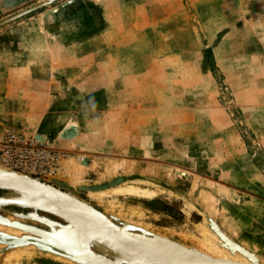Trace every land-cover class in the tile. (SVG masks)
<instances>
[{
	"label": "rangeland",
	"instance_id": "rangeland-1",
	"mask_svg": "<svg viewBox=\"0 0 264 264\" xmlns=\"http://www.w3.org/2000/svg\"><path fill=\"white\" fill-rule=\"evenodd\" d=\"M41 1L0 0V21ZM70 1L0 26V57L30 58L25 78L45 94L0 114V143L14 134L60 152L46 180L1 163L0 175L87 211L0 186L19 202L0 204V264H155L116 233L173 261L264 264V0H120L106 12L90 0L98 26L49 35L46 14ZM129 186L139 191H112ZM202 229L219 258L199 248Z\"/></svg>",
	"mask_w": 264,
	"mask_h": 264
},
{
	"label": "crops",
	"instance_id": "crops-1",
	"mask_svg": "<svg viewBox=\"0 0 264 264\" xmlns=\"http://www.w3.org/2000/svg\"><path fill=\"white\" fill-rule=\"evenodd\" d=\"M86 1L90 0H71L70 3L65 5L64 7L57 8L56 10H51L48 14H46L47 17H45L44 21L46 22L48 31H50L49 35H56V37L60 36L63 39H73L75 34L77 33H81L84 35L88 34L89 25L91 24L93 27L95 23L94 19L90 16V14L94 12L93 8L95 7H91V4L87 5L85 3ZM119 1L120 0H101L100 2H98L97 0H92V4L94 3L97 6H100L104 10V12H106L110 10L116 2ZM123 3L124 6H121L125 8H131L133 6V0H124ZM89 10H92V12ZM129 15L134 16L132 14ZM95 26H98V19L96 20ZM93 31L94 30H92L91 32ZM42 37H44V35ZM43 45H45V43L41 39L40 43H38L36 46ZM80 46L82 49H87L86 44L83 42L80 43ZM69 48H72L71 45L69 46ZM29 60L30 58H11L4 60V56L0 57V114L16 112V110L14 109V105H16V107L20 105L22 106L23 103H25L26 97L42 98V96L45 95L42 94L39 87H36L32 84L36 81L35 78L39 77L38 75L29 76L28 79L25 78L24 66H30V64H32L31 62L27 64ZM26 82L31 83L28 85L27 89L25 88ZM12 98L21 99V101L17 100V103L13 102L12 104V102L9 101V99ZM10 104H12V108L8 109ZM193 212L196 216H201V213L199 211Z\"/></svg>",
	"mask_w": 264,
	"mask_h": 264
},
{
	"label": "water",
	"instance_id": "water-1",
	"mask_svg": "<svg viewBox=\"0 0 264 264\" xmlns=\"http://www.w3.org/2000/svg\"><path fill=\"white\" fill-rule=\"evenodd\" d=\"M54 0H43L40 3H37L21 12H18L2 21H0V26L8 23L12 20H15L29 12H32L38 8H41L45 5H49ZM0 186L18 189L21 191L29 192L34 195H36L39 198L48 200L52 203H54L56 206L68 209V210H74V211H80V212H86L87 207L84 206L80 201L76 200L72 196L66 194L65 192H62L58 189L52 188V189H45L42 188L36 184L29 183L28 185H22L13 183L3 176L0 175ZM19 204L18 201L15 200H9V199H2L0 198V204ZM115 237L126 244L128 247L137 250L142 256L146 257L150 262H153L155 264H234L226 261H217V260H183V261H173L172 259L158 255L154 249H152L149 245L142 243L137 238H134L132 236H128L122 233H116ZM94 260V259H93ZM100 264H109L105 263L99 260H94Z\"/></svg>",
	"mask_w": 264,
	"mask_h": 264
},
{
	"label": "built area",
	"instance_id": "built-area-1",
	"mask_svg": "<svg viewBox=\"0 0 264 264\" xmlns=\"http://www.w3.org/2000/svg\"><path fill=\"white\" fill-rule=\"evenodd\" d=\"M60 152L33 138L10 134L0 143V163L22 173L48 179L57 170Z\"/></svg>",
	"mask_w": 264,
	"mask_h": 264
},
{
	"label": "bare ground",
	"instance_id": "bare-ground-1",
	"mask_svg": "<svg viewBox=\"0 0 264 264\" xmlns=\"http://www.w3.org/2000/svg\"><path fill=\"white\" fill-rule=\"evenodd\" d=\"M79 165V164H78ZM82 166V165H81ZM74 167V168H73ZM72 168V170L74 171V173L76 174V173H79V170L81 169V168H79V167H76L75 168V165L73 166ZM83 167V166H82ZM82 171H80V173H81ZM186 172V171H185ZM8 173V172H7ZM181 173H184V170H182V172H180V174ZM188 173V172H187ZM3 174V176L5 177V178H8L7 180H9V181H11V182H13V183H17V184H22V185H28L27 183H25V182H22V181H20V179H15V177L16 176H12L11 174L9 175H7L6 173H2ZM6 174V175H5ZM72 174V173H71ZM74 175V174H73ZM78 175V174H77ZM16 178H19V177H16ZM76 178V177H75ZM148 190V189H147ZM150 190V189H149ZM112 191H115V192H123V191H129V192H137V191H139V189L137 188V187H135V186H129V187H127V188H122V187H117V188H114ZM141 192H144V193H150L149 191L148 192H146V190H143V191H141ZM151 194V193H150ZM92 195H95V194H92ZM153 196V195H152ZM209 199V198H208ZM203 230V229H202ZM185 235V234H184ZM200 235V234H199ZM202 235H203V237L202 238H204L203 240H201V241H199V248L201 249V250H203V252H205V253H207V252H209V253H212L213 254V256L215 255V256H217L218 258L220 257V253L214 248V245L216 246V245H220V241H217L215 238L214 239H212L211 238V233L210 232H208V231H206V230H203L202 231ZM186 236H188V235H186ZM190 236V235H189ZM214 236V235H213ZM184 237V236H183ZM192 239H196V238H192ZM196 241V240H195ZM198 241V240H197ZM196 243V242H195ZM167 246V245H166ZM221 246V245H220ZM222 247V246H221ZM166 248V247H165ZM163 249H164V247H163ZM163 249H160L161 250V252H164V253H167L166 251H163ZM218 249H219V247H218ZM165 250V249H164ZM169 250H170V248H169ZM222 250V249H221ZM159 251V250H158ZM170 251H172V250H170ZM223 252V251H222ZM231 252V251H230ZM172 253V252H171ZM170 252H169V254H171ZM231 254H233V253H231ZM172 256H173V253L171 254ZM235 255V254H234ZM231 256V255H230ZM238 257H239V255H237ZM223 257H224V255H223ZM227 257H229V256H227ZM236 257V256H235ZM243 258H245V257H243ZM223 259H226L225 257L223 258ZM227 259H231V260H235L234 258H227ZM241 263L242 264H247L248 263V260H246V259H241ZM240 263V264H241ZM253 263V262H252Z\"/></svg>",
	"mask_w": 264,
	"mask_h": 264
}]
</instances>
